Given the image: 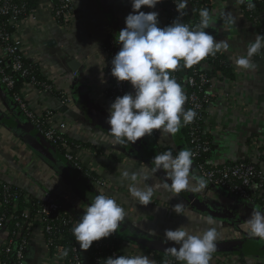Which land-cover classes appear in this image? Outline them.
Masks as SVG:
<instances>
[{
	"label": "crops",
	"instance_id": "1",
	"mask_svg": "<svg viewBox=\"0 0 264 264\" xmlns=\"http://www.w3.org/2000/svg\"><path fill=\"white\" fill-rule=\"evenodd\" d=\"M213 2L210 13L215 23L205 32L213 35L217 41L228 42V50L221 52L235 71L233 80L217 79L209 90L215 95L208 105L207 132L212 138L210 158L212 162L221 164L242 157L252 158L260 148L264 153V60L254 55V69L237 68L235 60L246 53V48L258 35L257 27L244 15L236 0ZM51 4L52 0H37L34 18L20 21L15 37L24 56L40 66L43 75L51 81L56 91L66 95L67 101L63 103L54 93L43 91L33 84L24 87L23 97L35 114L41 115L51 110L52 125L65 121L69 125L68 133L89 145L78 151V158L82 164L94 170L105 185L99 186L90 180L79 183L80 178L73 169L65 165L61 155L39 136L29 120L16 117L15 107L10 104V98L3 92L2 86L0 115L10 124L16 122L17 129L0 122V179L47 202H59L79 216L103 189L126 213L115 233L136 241L147 239L172 243L165 240V229L183 225L192 231H200L208 227L203 223V218L211 216L216 221L213 226L221 234L216 243L251 241L259 251L243 252L245 262L228 251V254L220 257L212 256L210 263H264V241L243 232L239 239L233 238V231H240L239 225L249 218L252 211L264 210V205L236 199L224 189L214 186H207L198 192L183 191L175 197L160 188L154 192L148 205L140 204L130 195L128 186L135 182L122 179L123 170L142 172L145 166H154L152 158L155 155L166 150L176 155L178 150L185 149L179 133L165 139L159 130H153L151 136L146 135L136 141V150L144 147L149 153L143 157L124 144L112 143L111 138L108 142L102 139L109 136L106 120L110 106L104 95L108 76L102 49L108 36L117 38L119 31L125 27V18L133 11L130 0H75L74 19L67 27L58 25L51 12ZM139 11H156L158 26H167L166 15L159 4L153 9L142 6ZM73 63L75 70L72 69ZM202 67L211 69L208 63H203ZM128 88L129 93L133 91L131 85ZM262 164L260 166L264 168V162ZM191 171L193 177H197L194 164ZM138 181V186L143 188L154 181L163 180L158 171L151 179L144 181L138 177ZM180 202L184 204V211L178 215L173 206ZM200 206L213 214L204 212ZM2 238L0 232V242ZM79 250L83 264H88L86 251ZM46 253L43 237L36 229L27 246L26 264H42ZM120 253L146 255L154 264H158L152 253L139 242L124 243Z\"/></svg>",
	"mask_w": 264,
	"mask_h": 264
},
{
	"label": "clouds",
	"instance_id": "2",
	"mask_svg": "<svg viewBox=\"0 0 264 264\" xmlns=\"http://www.w3.org/2000/svg\"><path fill=\"white\" fill-rule=\"evenodd\" d=\"M161 2L162 0H130L133 11L126 16L125 27L116 38L120 48L110 62V75L117 83L128 82L133 91L117 96L107 109L109 136L102 138L105 142L111 138L112 143L134 144L146 135L151 136L153 130H159L161 137L167 139L178 133L182 126L193 122L197 113L193 109L184 110L187 96L171 73L181 66V61L183 67L191 68L207 56H214L229 48L227 41H217L213 35L205 32V29L213 28L215 23L207 8L200 10V23L191 29L177 19L161 28L158 26L156 11H139L142 6L153 9ZM173 2L178 13L188 6V0ZM247 6L250 10L254 9V0H247ZM225 15L231 16L230 13ZM232 21L235 22L234 17ZM261 48H264V36L257 35L246 48V53L235 60L237 68L254 69L252 57ZM193 155L188 149H180L176 155L171 150H166L152 158L153 167L145 166L142 172L125 169L121 172V177L135 182L129 184L128 191L142 205H148L154 192L160 188L172 193L174 197L183 191H202L207 187V181L203 177H193ZM160 170L164 172L163 181H154L143 188L138 186V177L147 181ZM173 207L178 215L184 211L183 202ZM125 216L123 207L100 189L99 194L83 209V214L71 231L79 248L87 250L94 241L117 232ZM203 223L208 227L200 231H192L183 225L165 229V240L174 245L167 248V252L183 264H210L221 234L213 226L216 221L211 216L203 218ZM239 228L240 231H233V238L239 239L243 232L264 241V210L252 211ZM67 254L65 250L63 255ZM105 262L154 264L146 255H114L105 258Z\"/></svg>",
	"mask_w": 264,
	"mask_h": 264
},
{
	"label": "trees",
	"instance_id": "3",
	"mask_svg": "<svg viewBox=\"0 0 264 264\" xmlns=\"http://www.w3.org/2000/svg\"><path fill=\"white\" fill-rule=\"evenodd\" d=\"M36 1L37 0H11V2L16 5L24 4L28 12L32 11L35 8ZM236 3H238L244 15L250 18L255 23V26L258 30V35L264 36V17L259 16L260 12L264 13V0H254L256 6L252 10L248 8L247 0H243V2H241V0H236ZM210 5L211 4L209 3V0H188V6L185 9L181 10L180 13H178L176 11V7L173 0H162L161 2V8L163 11L166 12L167 26L170 25L173 20L177 19L179 22L188 25L190 29L196 27L200 23L201 17L199 13L201 9L207 8L209 11H211ZM10 17V13L4 15L0 14V29H3L9 33L14 31L13 26L10 23ZM109 39H112L115 42L116 46H118V44L116 43V38L113 35L107 37L105 41L106 44H108ZM258 53L264 55V48H261ZM19 54L22 63V69L25 70L24 73H22L21 70L12 71L11 64L9 62H5L0 65V80L3 76H8L13 81V85L11 87H6L4 84L1 83L0 86L3 87V92H6L8 97L10 98V104L14 105L15 112L17 113L16 117L18 119L23 117V119L26 118L27 120H29L33 129L39 134V136L52 149H54L57 153L61 155L65 165L73 169L75 175L80 178L78 180L79 183H85L87 182V180H90L92 182L93 180H97L99 177L97 176L94 170H91L81 162V169L76 170L73 167L72 163L64 158V154L67 152H70L71 154L75 155V152L73 151L75 148H87L89 146L87 143L76 140L68 132H57L54 137V141L49 142L45 139L43 133H41L42 129L45 130L51 127V123L45 116V114L43 113L40 116L34 113L35 117L29 118L24 114L18 102L14 100V94L23 96V89L27 84H33L34 86L39 88L45 85L52 84L51 81L43 75L40 66L36 62L28 59L21 53ZM203 63H208L211 66V69L205 70L202 67ZM182 65L183 61H181V66L171 73V76L174 77L177 83L181 84L182 88H185L186 91L197 92L195 87L193 88L187 86L184 83V79L188 75L205 73L210 77H216V79L233 80L235 78V71L227 61L226 56L222 52H218L214 56H207L206 60H202L200 63L192 66L191 68H185ZM105 71L108 74V81L113 85L115 78L110 75L111 63H107L105 65ZM109 91L111 92L110 88ZM51 93H54L59 99L66 98V95H64V93L56 91L54 88H52ZM198 94H200V92H198ZM210 100H214V98L211 97ZM204 104L206 105L207 103ZM0 122H6L8 125H11L12 128L15 127L17 129L16 122H12V124H10V121H8V119L1 115ZM178 133L180 135V140L184 148L191 150L192 146L190 145L187 138L188 124L182 126ZM202 138L208 141L212 147V138L208 134V132L202 133ZM125 146L132 150L134 149L132 152L140 153L141 157L147 156L149 154L147 149H145L144 147H142L140 151L136 150L135 147L138 146L136 142L134 144L129 142ZM260 149L261 150H259V153L263 152L262 148ZM209 155L210 154H208L207 156ZM205 158L206 156L202 155L200 161H203ZM241 160L249 161V158L242 157ZM259 160L264 161V154H261ZM230 161L231 160L227 162ZM13 192H16L18 194L17 198L13 199L10 197L8 201L5 202V193L12 194ZM46 202V200L36 197L31 192L0 179V217H2L6 228L9 230L8 239H11L12 243L19 245L21 241H27L30 239V234L32 233L31 229L28 231L22 230L26 222H28V219H25L24 217V211L27 210L29 216L31 217L35 214L37 209H39L40 206L45 204ZM67 213L69 214V217H74V219L76 220L75 223H66ZM47 217L50 220V231L45 233V238L51 240L50 244H48L49 254L52 255L55 252V247L60 246L62 247L63 264H71V260H73L74 255L76 253L73 249L74 247L79 248V244L75 241L71 229L78 222L80 216L72 211L63 209L60 212H52ZM138 242L144 247H146L149 252L152 253L153 257L155 258L158 264H166L167 260H172L171 264L182 263L180 261H177L167 252V248L174 246L172 243L154 242L151 240L149 241L147 239H140L139 241H136L135 239L131 240L125 235H118L116 233H113L107 238H102L99 241H94L90 248L85 250L87 254V263L106 264L105 258L112 256L114 252L117 253V255H121L120 249L124 243L136 244ZM65 250L68 253L67 256L63 255V252ZM223 254H228V251H219L217 253H212V256L220 257V255ZM231 254L236 256L237 259L243 260L242 262H245V259L242 256L244 254L243 252L232 251ZM15 261L16 259L14 258L12 251L10 253H7L5 249H0L1 264H16Z\"/></svg>",
	"mask_w": 264,
	"mask_h": 264
},
{
	"label": "built area",
	"instance_id": "4",
	"mask_svg": "<svg viewBox=\"0 0 264 264\" xmlns=\"http://www.w3.org/2000/svg\"><path fill=\"white\" fill-rule=\"evenodd\" d=\"M209 3L211 4L210 7L212 9L214 4L213 0H209ZM159 5L161 7V3H159ZM33 10L28 12L24 4L16 5L12 3L11 0H0V14H11L10 23L13 26L14 30L13 32L9 33L3 29H0V65L5 62H9L11 64L12 71L21 70L22 73L25 72V70L22 69V63L19 53H21L22 55L24 54L20 50V42L15 37V34L17 29L19 28L20 21H23V19H27L30 17L34 18ZM74 10L75 0H52V15L58 25L62 27H67L71 24L74 19ZM163 12L166 15V12ZM259 16L264 17V13L260 12ZM102 50L105 55L106 64L110 63L112 58L119 51L118 46H116L115 42L112 39H109L108 44L104 43ZM255 55L262 57L264 60L263 54L258 53ZM204 60H206V58ZM216 80V77H210L205 73L188 75L184 79V83L187 86L193 88L195 87L197 90V92L186 91V89L183 88L187 96V100L183 105L184 110L186 111L188 109H193L197 113L193 122L188 124L187 133L188 141L192 146L191 151L194 154L192 159L195 174L197 177H203L207 181V186L222 188L236 199L264 205V168L260 166L263 165L262 162L264 161L259 160L261 154H264L263 152L259 153L257 151L256 156L254 155L252 156V158H249V161L241 160V158H239L221 164L212 162L210 155L207 156L208 154H211L212 147L208 141L202 138V133L207 132V120L209 115L208 105L213 101L210 100V98H215V95L209 92V90L213 87V83ZM106 82L108 83L104 95L106 98H108L110 104L117 96H122L125 93H129L128 87L130 84L128 82L117 83L115 80L113 85L108 81V79L106 80ZM0 83L4 84L6 87H11L13 85L12 79H10V77L8 76H3L0 80ZM52 86L53 84L45 85L40 87V89H42L43 91L51 92L52 88H54V86ZM109 88L111 89V92L109 91ZM198 92H200V94H198ZM13 97L14 100L18 102L20 108L27 117H35L34 112L29 109L28 104L26 100L24 101V97L22 95L20 96L14 94ZM61 101L65 103L67 101V98H63L61 99ZM204 103L207 104L205 105ZM44 114L49 121L52 119L53 112L51 110H46ZM68 130L69 125L65 121H61L58 122L57 125L51 124V127L48 129H42L41 133H43V136L46 140H48L49 142H53L57 132L64 133L68 132ZM79 149L80 148L78 147L73 150L75 152V155L71 154L70 152L64 154V158L67 161L71 162L76 170L81 169V161L79 160L77 155ZM202 155H205L206 158L203 161H200ZM93 183L99 186L105 185V181L101 178L93 180ZM254 185H256L257 187H253ZM17 196L18 194L16 192H13L12 194L5 193L4 201H8L10 197L16 199ZM63 209L65 208L61 203L52 201L46 202L45 204L41 205L40 208L37 209L35 214L31 217L29 216L27 210L24 211V217L25 219H28V222H26L22 230L28 231L31 229V232L33 233L34 230L38 229L45 242L47 253L42 264H63L62 247L56 246L55 252L50 255L48 244H50L51 240L45 238V233L50 231V220L47 216L52 212H60ZM75 222L76 220L74 219V217H69V214L67 213L66 223ZM0 232L3 234V238L0 242V249H5L7 253H10L12 251L14 258L16 259V264H26V250L30 239L27 241H21L19 245L12 243V240L8 239L9 230L6 228L2 217H0ZM73 250L76 253L73 260H71V264H83L84 259L82 258L79 248L74 247ZM114 255H117V253L114 252L112 256ZM171 263L172 260H167L166 262V264ZM181 264H183V262Z\"/></svg>",
	"mask_w": 264,
	"mask_h": 264
},
{
	"label": "water",
	"instance_id": "5",
	"mask_svg": "<svg viewBox=\"0 0 264 264\" xmlns=\"http://www.w3.org/2000/svg\"><path fill=\"white\" fill-rule=\"evenodd\" d=\"M76 66V65H75ZM74 63L72 64V69L75 70ZM125 143L124 145H126ZM159 174L162 178V180L165 179L164 172L162 170L159 171ZM201 210L204 212H208L209 214H213L210 210L201 207ZM219 251H241V252H256L259 251V249L256 247V244H253L251 241H243V240H232L228 242H222L217 243V249L214 253H217Z\"/></svg>",
	"mask_w": 264,
	"mask_h": 264
}]
</instances>
